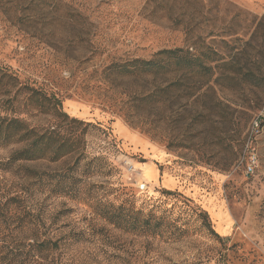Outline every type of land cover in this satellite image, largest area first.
I'll return each mask as SVG.
<instances>
[{
    "label": "rangeland",
    "instance_id": "374dc122",
    "mask_svg": "<svg viewBox=\"0 0 264 264\" xmlns=\"http://www.w3.org/2000/svg\"><path fill=\"white\" fill-rule=\"evenodd\" d=\"M197 6L203 29L194 35L213 31L208 42L223 49L233 40L238 57L264 64V0ZM181 9L179 1L155 9L151 0H0V64L91 123L81 156L38 164L39 187L26 192L19 175L0 176L2 202L25 193L23 209L9 205L0 219V264H264V86H217L194 105L169 96L137 111L119 94L129 81L116 87L104 75L111 64L189 45L161 17ZM206 103L210 120L200 115ZM113 211L130 222L108 221ZM42 240L52 249L33 246Z\"/></svg>",
    "mask_w": 264,
    "mask_h": 264
},
{
    "label": "trees",
    "instance_id": "16d2710c",
    "mask_svg": "<svg viewBox=\"0 0 264 264\" xmlns=\"http://www.w3.org/2000/svg\"><path fill=\"white\" fill-rule=\"evenodd\" d=\"M169 1L184 2L185 10H170L161 17L168 18L175 27L184 30L191 38L189 45L159 50L149 59L136 57L121 64H111L104 74L116 87L124 84V79L129 81L128 85L124 84L121 93L118 88L115 89L119 94L126 93L131 107L138 111L148 105H162L169 96L181 95L185 96L187 103L194 105L205 96L206 91H214L217 86L241 90L255 82L258 87L264 86V64L258 66L257 62L238 57L242 50L228 45L233 40L223 39L222 49L207 41L213 36V31L208 36L202 33L194 35L201 27L196 20V15L201 12L197 6L199 0H151V3L158 9L162 2ZM236 19L239 18L236 16L232 21ZM233 29L234 26L229 33L226 32L231 37L238 33ZM202 107L200 115L210 120V114L204 112L208 110L207 103ZM200 115L198 112L192 115L191 126H195V120ZM46 116L50 119L44 123L42 118ZM89 126L90 122L68 114L63 100L55 93L28 80H21L14 69L0 64V150L11 149L6 157L0 158V176L19 175L22 181L17 184L26 192L33 184L39 187L41 176L38 164L44 160L57 162L65 157L81 156L82 136ZM21 191L11 192L5 202L0 200V219L6 216L9 205L20 206L25 195ZM105 217L122 227L130 222L116 211L107 213ZM33 246L46 250L53 247L51 240L36 241Z\"/></svg>",
    "mask_w": 264,
    "mask_h": 264
},
{
    "label": "built area",
    "instance_id": "2783aa9c",
    "mask_svg": "<svg viewBox=\"0 0 264 264\" xmlns=\"http://www.w3.org/2000/svg\"><path fill=\"white\" fill-rule=\"evenodd\" d=\"M249 170H251L252 171V168H251V166L249 167ZM145 187V185H141V188H144Z\"/></svg>",
    "mask_w": 264,
    "mask_h": 264
},
{
    "label": "crops",
    "instance_id": "0c3cea01",
    "mask_svg": "<svg viewBox=\"0 0 264 264\" xmlns=\"http://www.w3.org/2000/svg\"><path fill=\"white\" fill-rule=\"evenodd\" d=\"M155 174V173H154Z\"/></svg>",
    "mask_w": 264,
    "mask_h": 264
}]
</instances>
